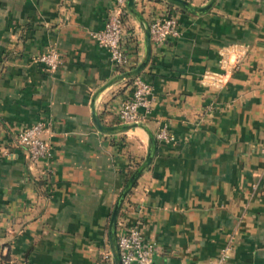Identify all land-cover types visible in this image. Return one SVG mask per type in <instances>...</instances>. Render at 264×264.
<instances>
[{"label":"crops","instance_id":"0c3cea01","mask_svg":"<svg viewBox=\"0 0 264 264\" xmlns=\"http://www.w3.org/2000/svg\"><path fill=\"white\" fill-rule=\"evenodd\" d=\"M115 1L0 0V264H100L109 250L113 204L148 141L140 128L100 132L91 118L93 93L118 74L91 37ZM135 6L148 22L178 20L180 35L152 45L141 73L144 123L175 141H157L117 234L138 221L152 264H212L225 246L226 264H264V0H216L202 15L163 0ZM122 20L133 68L143 32L128 9ZM48 47L60 55L53 72L38 60ZM131 84L95 98L103 124H120ZM38 121L51 155L33 162L16 135Z\"/></svg>","mask_w":264,"mask_h":264},{"label":"built area","instance_id":"2783aa9c","mask_svg":"<svg viewBox=\"0 0 264 264\" xmlns=\"http://www.w3.org/2000/svg\"><path fill=\"white\" fill-rule=\"evenodd\" d=\"M115 9L109 12L104 28L91 34L97 43L109 53V60L116 73L130 69L129 57L123 45V20L122 15L126 8V0H116ZM151 43L153 46H160L168 38H177L180 35L178 20L171 15H162L149 22ZM38 60L42 62L48 71H55L60 63V55L54 47H48ZM150 85L140 75L132 78L131 93L120 104L117 109V116L120 124H131L134 122H145L150 113L148 95ZM45 123L35 122L22 128L16 135V143L28 156L29 160L37 161L50 157L51 150L44 140ZM157 141L174 142L175 137L165 128L159 129L155 134ZM124 229L117 234L116 247L119 252L120 264H152V246L149 244L138 221L133 224H126L124 220L120 223ZM230 248L223 247L212 264H226ZM100 264H112L110 250L102 255ZM99 264V263H97Z\"/></svg>","mask_w":264,"mask_h":264},{"label":"water","instance_id":"95a60500","mask_svg":"<svg viewBox=\"0 0 264 264\" xmlns=\"http://www.w3.org/2000/svg\"><path fill=\"white\" fill-rule=\"evenodd\" d=\"M172 5H175L182 10L193 14V15H202L207 13L214 6L216 0H207V2L201 6L193 5L187 0H163ZM126 7L133 18H135L142 29L143 32V55L138 64L120 72L114 76H112L108 81H106L102 86H100L92 95L90 101L91 108V118L94 126L103 133L113 134L116 132H123L127 130H131L134 128H140L144 130L147 134V151L145 158L143 161L132 171L130 176L127 178L125 184L121 188L110 213L109 222H108V241H109V250L112 256V264H120L119 252L116 247V239H117V219L122 207V204L128 195V193L133 188L137 179L140 177L142 172L150 165L152 162L156 150H157V140L153 132L149 129V127L144 122H134L131 124H117V125H105L103 124L95 111V98L105 89H107L110 85L120 81L132 79L135 76L140 75L146 66L148 65L151 53H152V43H151V35L149 29V22L147 19L136 9L135 0H126Z\"/></svg>","mask_w":264,"mask_h":264},{"label":"trees","instance_id":"16d2710c","mask_svg":"<svg viewBox=\"0 0 264 264\" xmlns=\"http://www.w3.org/2000/svg\"><path fill=\"white\" fill-rule=\"evenodd\" d=\"M141 76H142V74H141ZM130 80H132V79H129V81H130Z\"/></svg>","mask_w":264,"mask_h":264}]
</instances>
